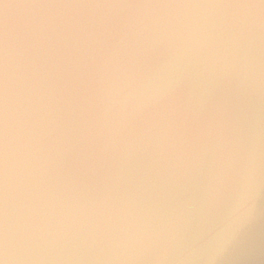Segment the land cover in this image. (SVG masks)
I'll return each instance as SVG.
<instances>
[{"label": "water", "instance_id": "95a60500", "mask_svg": "<svg viewBox=\"0 0 264 264\" xmlns=\"http://www.w3.org/2000/svg\"><path fill=\"white\" fill-rule=\"evenodd\" d=\"M0 264H264V0H0Z\"/></svg>", "mask_w": 264, "mask_h": 264}]
</instances>
